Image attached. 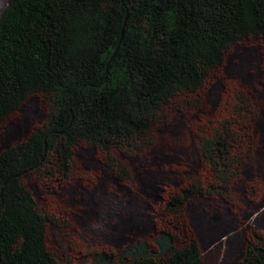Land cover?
Returning a JSON list of instances; mask_svg holds the SVG:
<instances>
[{
	"label": "trees",
	"instance_id": "1",
	"mask_svg": "<svg viewBox=\"0 0 264 264\" xmlns=\"http://www.w3.org/2000/svg\"><path fill=\"white\" fill-rule=\"evenodd\" d=\"M254 36H264V0H7L0 13V125L31 95L44 96L49 109L41 126L0 151V264H63L47 250L52 220L24 177L42 169L68 177L72 149L85 142L100 151L106 169L128 180L113 153L149 148L162 110L196 93L232 46ZM242 109L236 106L231 122H217L199 139L209 184L192 180L167 211L194 196H227L250 149L236 131ZM252 237L237 264H264V235ZM94 258L96 264H201L197 242L177 246L168 231L151 247L129 241L117 257Z\"/></svg>",
	"mask_w": 264,
	"mask_h": 264
},
{
	"label": "rangeland",
	"instance_id": "2",
	"mask_svg": "<svg viewBox=\"0 0 264 264\" xmlns=\"http://www.w3.org/2000/svg\"><path fill=\"white\" fill-rule=\"evenodd\" d=\"M6 3L0 0V13ZM236 106L244 112L235 128L250 149L227 196H194L177 212L167 211L168 201L192 180L204 186L211 181L199 139L217 122H231ZM48 109L44 96H29L0 125V151L41 126ZM162 111L149 148L113 153L128 180L106 169L100 151L85 142L72 149L68 177L42 169L23 178L38 208L51 217L45 243L55 260L96 264L95 253L117 257L129 241L151 247L168 231L177 246L195 240L201 264H237L252 233L264 235V36L236 43L196 93L178 96Z\"/></svg>",
	"mask_w": 264,
	"mask_h": 264
}]
</instances>
